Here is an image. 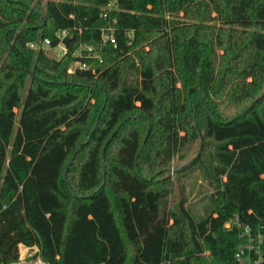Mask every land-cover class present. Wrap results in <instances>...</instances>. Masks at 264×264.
<instances>
[{"label": "trees", "instance_id": "1", "mask_svg": "<svg viewBox=\"0 0 264 264\" xmlns=\"http://www.w3.org/2000/svg\"><path fill=\"white\" fill-rule=\"evenodd\" d=\"M109 2L0 0V264H238L246 226L264 264V0Z\"/></svg>", "mask_w": 264, "mask_h": 264}, {"label": "built area", "instance_id": "2", "mask_svg": "<svg viewBox=\"0 0 264 264\" xmlns=\"http://www.w3.org/2000/svg\"><path fill=\"white\" fill-rule=\"evenodd\" d=\"M113 0H110L108 7H112ZM71 35L70 30L67 28H62L57 31L58 43L53 46L52 39L50 37H44L39 39H34L28 42V45L35 50L49 49V47H59L60 51L57 52L55 56L60 57L67 53L68 47L64 42V38ZM101 38L104 42H110L113 45H117V37L115 35L114 26H105L101 30ZM87 48L92 49L89 44ZM76 54H81L80 49H77ZM76 67L86 68L87 63L85 61H78ZM243 241L238 245L235 253V258L238 264H263V251L262 242L263 235L261 232H254L249 226L244 227L241 232Z\"/></svg>", "mask_w": 264, "mask_h": 264}, {"label": "rangeland", "instance_id": "3", "mask_svg": "<svg viewBox=\"0 0 264 264\" xmlns=\"http://www.w3.org/2000/svg\"><path fill=\"white\" fill-rule=\"evenodd\" d=\"M59 51V47H49L50 55L55 56ZM3 63L4 61L0 62V69L2 68ZM3 75L4 74L0 73V77H3ZM181 169H183L182 166H172L171 174L176 178L178 176H176L175 173L181 175ZM177 171L180 172L178 173ZM189 173L190 174L186 176L185 179H183L187 190L186 196L188 200L186 206L191 210V212L195 215L196 218H202L206 216V214H208L213 207L211 194L214 193L217 188V181L210 176H206L200 170H196L194 172ZM19 248L20 258L19 261L14 264H41L40 261L42 260L37 255V247L28 248L20 244ZM42 264L45 263L42 262Z\"/></svg>", "mask_w": 264, "mask_h": 264}, {"label": "crops", "instance_id": "4", "mask_svg": "<svg viewBox=\"0 0 264 264\" xmlns=\"http://www.w3.org/2000/svg\"><path fill=\"white\" fill-rule=\"evenodd\" d=\"M22 244V243H21ZM23 246H26V247H28V248H34V247H37V246H34V247H30V246H27V245H25V244H22ZM38 248V247H37ZM38 251V250H37ZM18 262V261H17ZM41 262V261H40ZM43 262V261H42ZM16 263V262H15ZM20 263V262H19ZM24 263V262H23ZM14 264V263H13Z\"/></svg>", "mask_w": 264, "mask_h": 264}, {"label": "bare ground", "instance_id": "5", "mask_svg": "<svg viewBox=\"0 0 264 264\" xmlns=\"http://www.w3.org/2000/svg\"><path fill=\"white\" fill-rule=\"evenodd\" d=\"M40 263L42 264V261Z\"/></svg>", "mask_w": 264, "mask_h": 264}]
</instances>
